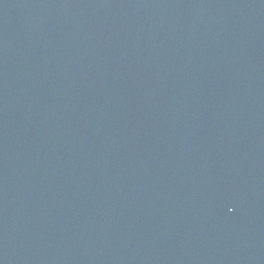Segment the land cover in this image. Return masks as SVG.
<instances>
[{"label": "water", "instance_id": "95a60500", "mask_svg": "<svg viewBox=\"0 0 264 264\" xmlns=\"http://www.w3.org/2000/svg\"><path fill=\"white\" fill-rule=\"evenodd\" d=\"M0 264H264V0H0Z\"/></svg>", "mask_w": 264, "mask_h": 264}]
</instances>
